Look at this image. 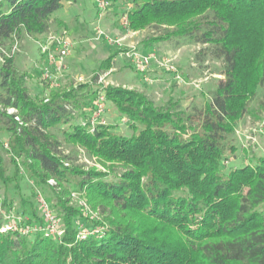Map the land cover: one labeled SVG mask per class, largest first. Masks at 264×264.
Returning <instances> with one entry per match:
<instances>
[{
	"label": "trees",
	"instance_id": "trees-1",
	"mask_svg": "<svg viewBox=\"0 0 264 264\" xmlns=\"http://www.w3.org/2000/svg\"><path fill=\"white\" fill-rule=\"evenodd\" d=\"M64 1L0 0V264H264V151L237 161L235 135L246 114L264 112V0H104L130 28L156 29L141 51L194 43L200 65L220 62L202 107L111 84L31 94L15 65L18 43L66 30L53 15ZM100 89L130 133L92 121ZM64 144L106 170L84 169ZM23 178L52 204L60 235L23 193ZM13 207L30 232L3 213Z\"/></svg>",
	"mask_w": 264,
	"mask_h": 264
},
{
	"label": "rangeland",
	"instance_id": "rangeland-1",
	"mask_svg": "<svg viewBox=\"0 0 264 264\" xmlns=\"http://www.w3.org/2000/svg\"><path fill=\"white\" fill-rule=\"evenodd\" d=\"M107 8H110V6H106L104 10H101L96 0H65L63 6L53 13V15L64 19L67 23V29L64 33V29L53 26L44 34L31 37L25 36L19 41L18 52L15 53V65L18 70L27 73L26 85L28 91L34 94L42 88L41 86H44L46 93H48L52 89L81 84H89L94 89L108 84L122 85L145 93L156 103H161L172 96L179 98V104L182 106L188 104L192 99L194 104L202 107L208 90L214 86V78L222 77V74L216 71V69H219L220 62L208 60L200 65L194 59V53L199 45L186 43L175 46L173 42L160 41L158 44L152 45L150 51H153L157 57L167 56L171 58L182 81L175 82L172 78L173 74L159 67L155 60L150 62L146 71H144L145 76L143 77L142 71L139 70L136 61L129 52L132 50L141 52L143 39L156 29H132L129 27L126 16L120 17L106 12ZM124 19H126V23H124ZM162 26H165V24ZM50 35L66 36L70 42L71 51L64 59L62 70L51 75L52 79L43 82L39 75L47 61L41 54L39 47ZM110 56H113V60L109 64L110 68L100 73H107V75L104 77L103 83L99 84L93 79L94 71L99 68L104 59ZM259 97L260 92L257 95V98ZM257 98L250 103L249 109L257 107ZM96 119L102 122L118 121V129L130 133L126 123L120 120L114 105L106 99L103 101V110L99 116H96ZM235 135L239 146H241L237 161H244L246 156L252 152L264 151V112L246 114L236 124ZM57 136L62 139L60 133H57ZM64 146H66V149L76 148L79 151L78 163L83 164L84 169L93 167L97 170H106L105 165L96 156H88L83 147L73 144H64ZM228 162L230 164L232 161L229 160ZM26 183L25 178L20 180L23 193L30 194L31 198L37 202L40 197L44 198L54 214L52 204L45 198L43 193L35 188L32 193L30 185ZM2 193L3 191L0 188V195ZM71 199L72 204H75V194L71 196ZM86 209L90 210L88 205H86ZM38 211L40 214L42 213L39 206ZM3 213L9 216L13 226L19 227L21 223L20 226L24 232L31 231L28 225H22L21 217L23 214L17 213L14 207ZM91 214L95 216V213ZM60 224L61 222L57 219L55 227L60 228Z\"/></svg>",
	"mask_w": 264,
	"mask_h": 264
},
{
	"label": "built area",
	"instance_id": "built-area-1",
	"mask_svg": "<svg viewBox=\"0 0 264 264\" xmlns=\"http://www.w3.org/2000/svg\"><path fill=\"white\" fill-rule=\"evenodd\" d=\"M96 3L101 8V10H104L106 8L107 4L104 0H96ZM124 23H126V19H124ZM64 32L65 30L63 31V33ZM39 48L41 54L45 56V59L47 61V64L44 65L41 71V79L44 78L47 81L48 79H52L51 75H53L54 73H59L62 70V67L64 66V62H65L64 59L70 54L71 51L70 42L66 38V36L50 35L49 37H47V39H45V42H42V44H40ZM16 49H17V45L15 44L12 47V52L15 51ZM129 53L132 54V58L136 61L139 70L142 71L143 77L145 76L144 71H146V68L149 66L150 62L155 60L159 67L164 68L173 74V79L177 80L178 82L182 81V78L177 72V69L171 58L167 56L157 57L153 51L139 52L137 50H132ZM106 75L107 73L98 74L96 81L100 84L103 83L104 77ZM97 95L98 96L95 100V110L92 116V121H94L96 116H99L100 112L103 110V101L105 97L102 92V89L98 91ZM45 100H47V98H45ZM13 111L14 108L12 107L8 108V112H13ZM39 205L48 223H50L49 224L50 232L51 233L55 232L57 233V235H60L62 231L58 230L57 227H55L56 221L54 218V214L53 211H51V209L49 208L48 203L40 197ZM11 227H12L11 224L6 223L3 225L1 230Z\"/></svg>",
	"mask_w": 264,
	"mask_h": 264
},
{
	"label": "crops",
	"instance_id": "crops-1",
	"mask_svg": "<svg viewBox=\"0 0 264 264\" xmlns=\"http://www.w3.org/2000/svg\"><path fill=\"white\" fill-rule=\"evenodd\" d=\"M141 52H144V51H141Z\"/></svg>",
	"mask_w": 264,
	"mask_h": 264
}]
</instances>
